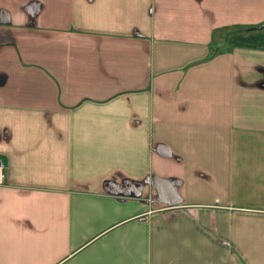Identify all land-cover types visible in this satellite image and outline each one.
<instances>
[{"label": "crops", "instance_id": "crops-1", "mask_svg": "<svg viewBox=\"0 0 264 264\" xmlns=\"http://www.w3.org/2000/svg\"><path fill=\"white\" fill-rule=\"evenodd\" d=\"M0 158V264H264V0H0Z\"/></svg>", "mask_w": 264, "mask_h": 264}, {"label": "water", "instance_id": "water-1", "mask_svg": "<svg viewBox=\"0 0 264 264\" xmlns=\"http://www.w3.org/2000/svg\"><path fill=\"white\" fill-rule=\"evenodd\" d=\"M158 182L160 184L159 185L160 194L163 198H167L169 202H173V203L180 202V198L178 197L176 191L169 182L165 180H159L157 181V183Z\"/></svg>", "mask_w": 264, "mask_h": 264}, {"label": "built area", "instance_id": "built-area-1", "mask_svg": "<svg viewBox=\"0 0 264 264\" xmlns=\"http://www.w3.org/2000/svg\"><path fill=\"white\" fill-rule=\"evenodd\" d=\"M7 179L6 164L0 158V186L4 185Z\"/></svg>", "mask_w": 264, "mask_h": 264}, {"label": "trees", "instance_id": "trees-1", "mask_svg": "<svg viewBox=\"0 0 264 264\" xmlns=\"http://www.w3.org/2000/svg\"><path fill=\"white\" fill-rule=\"evenodd\" d=\"M252 30H254V28H248V29H242L241 31H245V32H248V31H252ZM217 49H219V48H217ZM218 51V50H217Z\"/></svg>", "mask_w": 264, "mask_h": 264}, {"label": "rangeland", "instance_id": "rangeland-1", "mask_svg": "<svg viewBox=\"0 0 264 264\" xmlns=\"http://www.w3.org/2000/svg\"><path fill=\"white\" fill-rule=\"evenodd\" d=\"M231 35H235V34H234V33H232V34H230V36H231Z\"/></svg>", "mask_w": 264, "mask_h": 264}]
</instances>
